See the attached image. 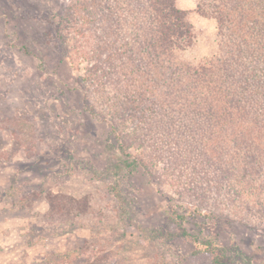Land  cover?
<instances>
[{
  "label": "rangeland",
  "instance_id": "obj_1",
  "mask_svg": "<svg viewBox=\"0 0 264 264\" xmlns=\"http://www.w3.org/2000/svg\"><path fill=\"white\" fill-rule=\"evenodd\" d=\"M142 1L0 0V264H213L184 231L225 264H264V135L246 128L263 108L219 123L192 102L203 88L150 82ZM218 2L178 0L195 35L180 65L223 55ZM120 142L144 164L116 177ZM51 193L83 213H51Z\"/></svg>",
  "mask_w": 264,
  "mask_h": 264
},
{
  "label": "trees",
  "instance_id": "obj_2",
  "mask_svg": "<svg viewBox=\"0 0 264 264\" xmlns=\"http://www.w3.org/2000/svg\"><path fill=\"white\" fill-rule=\"evenodd\" d=\"M139 10L144 16L139 30L141 35L137 36V39L146 54L145 67L150 66L151 69L147 71L151 70L154 75L151 77L150 72H145L147 77H151L148 78L150 82L152 79L158 86L184 90L186 88L185 91L191 94L203 88L200 99L199 95L187 97H190L193 103L195 99L203 100V108L199 111L207 118L215 116L219 123L230 119L233 124H239L258 107H262L261 112L264 113V0H220L217 3L212 12L219 24V30L223 32L224 53L214 62L206 63L197 69L188 64L180 65V60L175 58V50L182 49L185 44L190 46L195 38L194 29L187 21V14L178 7V0H144ZM161 96L172 99L167 92L163 94L162 91ZM160 111L157 114L163 120L171 113L166 109ZM171 120L173 121V118ZM219 123L216 127L218 132ZM198 126L200 125L196 124L194 119L189 128L197 131ZM208 127L213 130L214 121L206 128ZM246 128L247 131H252V134L255 131L261 136L264 135L263 125ZM236 129L242 128L238 126ZM212 144L214 140L209 139L208 145ZM125 147L123 142L118 144L117 162L109 168V172L114 173L116 177L136 172L144 164L139 157L128 153ZM112 191L124 209L127 200L121 186L117 183ZM64 199L67 198L60 194L49 195L51 213L59 217L71 216L76 209L83 213L82 203L71 198L69 203H64ZM172 210L179 220L184 219L185 216L178 214L174 208ZM183 236L189 244H196L195 248L208 252L212 256L213 264H225L224 252H221L217 245L199 242L186 231Z\"/></svg>",
  "mask_w": 264,
  "mask_h": 264
}]
</instances>
